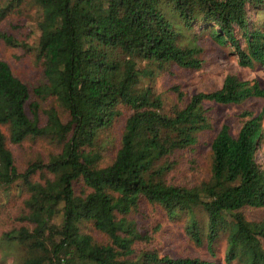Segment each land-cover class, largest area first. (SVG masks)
Returning <instances> with one entry per match:
<instances>
[{
    "label": "trees",
    "instance_id": "obj_1",
    "mask_svg": "<svg viewBox=\"0 0 264 264\" xmlns=\"http://www.w3.org/2000/svg\"><path fill=\"white\" fill-rule=\"evenodd\" d=\"M262 11L264 0H0V21L23 15L30 42L0 40L31 50L45 79L30 90L0 58V211L24 195L0 232L13 264H212L159 251L167 225L212 257L223 239L225 263L264 264V104L240 113L235 135L220 126L203 181L169 177L209 129L207 103L264 99V88L233 74L189 97L154 87L170 67L199 69L206 40L241 67L264 65Z\"/></svg>",
    "mask_w": 264,
    "mask_h": 264
},
{
    "label": "rangeland",
    "instance_id": "obj_2",
    "mask_svg": "<svg viewBox=\"0 0 264 264\" xmlns=\"http://www.w3.org/2000/svg\"><path fill=\"white\" fill-rule=\"evenodd\" d=\"M251 17L255 12L250 13ZM264 18V11L260 13ZM30 25L27 19L16 13H11L0 21V31L12 35L18 40L30 42L27 35ZM238 36V35H237ZM0 58L5 60L11 69L28 84L29 89L43 86L45 79L42 74L40 62H35L33 52L28 53L22 47H10L0 40ZM227 74H233L241 80L256 79L259 85L264 88V65H255L253 68L241 67L236 62V56L230 47H220L210 40L204 42V51L202 52V64L197 70L180 69L170 67L169 70L162 71L154 82V87L164 92L169 98L174 94L169 90L170 87L176 86L182 93L189 97L193 93L203 91L208 92L218 88L222 79ZM44 82V83H43ZM41 90V89H40ZM42 106H46L50 99H38ZM212 105L211 123L209 129L200 134L193 154L189 152L179 156L177 166L169 173L170 179L176 184H193L205 179L206 159L209 152V143L221 125L226 124L231 135H235L239 129L243 118L240 113L247 111L251 115H256L264 104L263 98H249L240 104H210ZM264 126V116L262 118ZM37 149L38 145L33 146ZM255 159L264 168V131L255 153ZM22 160V159H21ZM194 161V162H192ZM172 177V178H171ZM24 195L13 197L5 207L0 211V232L6 231L12 225L18 222L14 220L18 213L23 209ZM244 214L248 219H258L262 214L261 209L245 208ZM166 229L171 231L166 233L159 240L154 242V246L161 252H166L171 256L179 255H197L200 258L209 260L212 264H234L225 263L223 260V249L225 242L219 239L213 245L214 256L209 255L205 250H198L189 244H186L184 237L177 236L181 228L173 225H167ZM179 230V231H178ZM7 247L0 244V264H13L14 258L7 255Z\"/></svg>",
    "mask_w": 264,
    "mask_h": 264
}]
</instances>
